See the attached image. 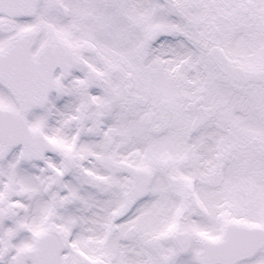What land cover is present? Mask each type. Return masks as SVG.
I'll use <instances>...</instances> for the list:
<instances>
[{"label":"snow or ice","instance_id":"1","mask_svg":"<svg viewBox=\"0 0 264 264\" xmlns=\"http://www.w3.org/2000/svg\"><path fill=\"white\" fill-rule=\"evenodd\" d=\"M0 264H264V0H0Z\"/></svg>","mask_w":264,"mask_h":264}]
</instances>
